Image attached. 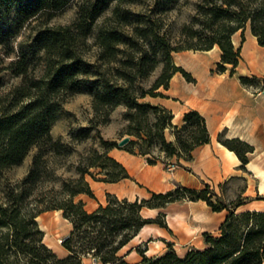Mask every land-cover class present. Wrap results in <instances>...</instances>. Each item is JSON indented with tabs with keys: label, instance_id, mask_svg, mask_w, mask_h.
Masks as SVG:
<instances>
[{
	"label": "trees",
	"instance_id": "1",
	"mask_svg": "<svg viewBox=\"0 0 264 264\" xmlns=\"http://www.w3.org/2000/svg\"><path fill=\"white\" fill-rule=\"evenodd\" d=\"M73 1L0 0V47L7 48V53L15 51L14 42L27 25L45 20L44 25L34 27L27 40L18 43L16 59L7 66L25 79L0 114V181L5 171L22 164L32 149L37 152L27 174L15 183L8 182L1 192L0 264H83L86 257L102 264H264V210L237 212L247 198L214 201L218 195L209 186L199 191L177 184L142 200L108 193L106 202L93 210H88L82 199L77 200L81 194L95 198L88 176L106 183L132 179L128 169L110 154L115 148L141 155L149 165L173 158L182 165V159H193L197 147L211 142L207 120L198 110L186 112L179 126L173 123L171 109L146 99L166 97L162 89H169L176 73L189 76L177 66L173 52L210 51L218 46L221 60L216 71L224 73L230 65L233 75L242 61L241 50L233 42L236 32L249 25L264 47V0H199L178 40L165 30L164 19L154 7L150 14L125 7L142 0H83L72 25L46 23ZM171 2L155 0V6L167 8ZM113 4L111 15L100 24L99 19ZM92 36L98 47L94 60L82 53ZM33 62L43 64L41 76L29 77ZM157 70L156 78L146 85ZM256 80V76L240 77L244 86H253ZM84 92L92 96L90 123L71 131L67 138H54L52 128L66 99ZM119 106L126 108L125 134L131 138L122 147L100 132V126L111 121L112 111ZM167 129L174 133V141L167 139ZM221 142L243 165L249 162L248 154L254 148L248 142L240 138ZM61 167H65L63 173ZM185 200H203L214 212L227 211L219 234L204 232V248L191 246L180 255L174 243L165 240L168 250L149 256V240L145 248H136L140 261L129 262L120 255L146 225L169 229L160 221L165 212L146 218V207L164 209ZM50 210L60 211L72 226L62 242L68 251L63 258L45 243L37 222L41 213Z\"/></svg>",
	"mask_w": 264,
	"mask_h": 264
},
{
	"label": "rangeland",
	"instance_id": "2",
	"mask_svg": "<svg viewBox=\"0 0 264 264\" xmlns=\"http://www.w3.org/2000/svg\"><path fill=\"white\" fill-rule=\"evenodd\" d=\"M198 2L199 0H173V2H171L167 8L162 7L160 9H157V7L155 6V0H142L138 4H128L125 5V7L131 9L135 13L141 12L148 14H150V8L154 7L164 19L165 30L171 35L172 38H174V40H178L182 27L186 23H188L191 20L192 16L195 14L196 4ZM82 3L83 0H74L64 11L58 13L46 23L50 26L55 27L72 25L77 20L78 11ZM114 6L115 4H113L99 19L100 24L108 16L111 15ZM44 23L45 20L42 18L27 25L20 34V36L15 40V51L13 53H7V48L0 47V114L7 107H9L10 102L12 101V92L15 88L22 85L25 79L24 76L14 75L12 71L7 67L11 60L16 59L18 52V43L23 40H27L29 35L33 34L34 27L44 25ZM88 42L89 46L83 48L82 53L87 59L94 60L98 52V47L93 43V36L88 39ZM233 42L236 48L241 50L242 61L233 75H231L230 65H228V69L224 73L228 74L231 77L237 78L239 81L241 76H256L257 80L253 83V86H244L241 81L240 83L243 87L250 89L255 93L264 92V67L261 68L257 66L264 65V47L258 44L257 38L252 34L249 25L246 27L245 30H239L233 35ZM254 51H257V54L261 57V61L257 60L255 57L252 56V53ZM198 56L201 57L202 60L210 62L211 65L208 70V73L210 75L223 74L218 73L216 71L217 64L221 60V51L219 50V48L212 49L210 51L185 49L178 52H173V58L177 66L182 67L189 74L188 77L184 76V74L181 72H178L175 75L181 78L184 83H188V85L191 87H195L200 82L201 68H198L197 66H199L201 62L196 66H192L190 64L191 60L189 59L191 57ZM158 73L159 70H157L152 75V77L146 81V85H149L150 82H152L156 78ZM42 74L43 64L33 62V67L29 73V77L41 76ZM171 83L172 79L170 82V87ZM168 90L162 89V92L165 94L166 98L176 99L175 97H172V93ZM160 98L165 97H157V99ZM146 100L151 101L153 100V98L148 97ZM185 103L186 101H182V104ZM125 110L126 108L124 106H119L115 108L111 113V121L107 124H102L100 126V132L103 138H105L106 140H116L119 143L125 136H127L125 133L128 122L123 118V113L125 112ZM93 116L94 110L92 107V96L89 92L70 96L66 99L62 113L52 128V135L54 138H67L68 134L71 131L87 126ZM183 121L184 116L182 118L181 123H179V126L183 124ZM228 136L229 135L226 130L221 131L214 139L215 144L223 145L221 140H225L226 138H240ZM166 137L167 139L173 138V140L171 141H174L175 139V135L170 129L166 130ZM223 146L226 147L225 145ZM239 147L240 149L243 148V146L241 145ZM80 148H82V146ZM116 149L119 148H115V150ZM194 151L193 159L191 161H186L183 159L181 160V162H184L187 165H184L183 163H181L182 165H178L177 158L165 161V164L168 168L174 169L175 167L179 166L184 168L192 176H195L194 178L196 180V186H184L195 188L199 191L209 186L210 189L218 195V197H213L214 201L221 200L223 202L230 203L232 201H237L239 197H242L244 199L247 198L246 203L241 206L237 210V212H242L244 210L251 209L254 207L258 208V210H264V199H258L264 198V194L262 195L258 193L254 194L251 197H244L243 195L246 186L248 185V179L250 178L251 181L252 179H254L253 172H251L247 166L249 162L243 165L242 161L239 159L241 162V165L239 167V175L218 182L217 178H212L209 176L201 177L196 174L193 163ZM36 152L37 148L32 149L28 156L25 158V160L22 162V164L13 166L5 171L4 176L0 181V196L3 188L8 182L15 183L21 180L27 174L31 166L33 156ZM111 155H114V153ZM248 158H250V153L248 154ZM253 159H255L256 161L260 160L259 157H253ZM71 160L75 161L76 158H72ZM69 164V162L66 163V166ZM65 167H61L59 172L63 173L65 171ZM69 174L71 173H66V176H68ZM88 180L95 194V198H92L86 194H81L77 197V200L82 199L85 202L86 208L88 210H93L97 208L100 203H105L108 193L119 195L121 198L128 197L130 200H136L134 199L135 195L138 197L137 199L140 200L144 198H150V194H148L147 191L143 189L141 185L136 184L134 181H125V183H121L117 187H112L108 183L96 181L90 176H88ZM252 183L256 184L257 182L256 180H254L252 181ZM124 184H127V186H124ZM138 193L140 194L139 196ZM254 200L256 201L253 202ZM194 202L198 201L185 200L175 202L169 204L164 209H160L159 211H157V209H151L146 207L143 211L145 217L155 218L159 214V212H165L166 216L160 218V221L166 222L168 228L171 231H169V229L167 228L160 227L159 224H148L127 246H125L121 250L120 255L126 256V259L129 262L140 261L142 257L139 255V253H137L136 248H145L147 244L146 242L149 240L150 242L147 244V254L149 256L160 255L166 252L168 250V245L165 240L174 243V245L177 247V252L180 255H184L191 246L204 248V232H202V230L211 229L214 230L212 233L216 235L219 234L221 220L218 219L217 216L220 217V215L216 214L210 208L209 215H204V218H198L193 213V208L196 207L198 204ZM223 212L225 219L227 211ZM167 213H171V215L169 214L168 217ZM169 218L170 225L168 223ZM224 219L222 220V222L224 221ZM37 222L39 224V227L44 231L45 243L59 257L63 258L67 256L68 251L63 247L62 242L65 237L69 234L72 228L71 223L67 219L63 218L62 213L58 210H50L41 213L37 217ZM83 264L102 263L95 261L91 257H86L83 260Z\"/></svg>",
	"mask_w": 264,
	"mask_h": 264
},
{
	"label": "crops",
	"instance_id": "3",
	"mask_svg": "<svg viewBox=\"0 0 264 264\" xmlns=\"http://www.w3.org/2000/svg\"><path fill=\"white\" fill-rule=\"evenodd\" d=\"M210 65V62L202 60L201 64L197 66L201 68V74L200 82L195 87L189 86L188 83H184L181 78L174 75L168 91L176 99L166 97L153 98L151 102L162 104L171 109L174 114V124L176 125L181 123L184 113L188 110H198L204 115L210 131L211 142L197 147L194 151L193 160L196 174L201 177L217 178L219 182L239 175L241 162L236 153L221 144L216 145L214 142V139L221 131L226 130L228 137H240L252 145L254 151L250 153V161L247 166L254 174L252 181L256 180L257 183L253 184L249 178L243 195L244 197H251L258 193L263 195L264 92L255 93L243 87L237 78L231 77L226 73L210 75L208 73ZM257 66L264 67V65ZM182 101H186V103L182 104ZM168 140L171 141L173 138ZM113 153L114 155L112 156L128 169L132 179L108 183L112 187H117L119 184L125 183V181H134L136 184L141 185L148 194H151L152 192L170 191L177 184L196 186L195 176H192L182 167L177 166L171 169L166 166L165 162L161 161L157 164L149 165L143 156L131 154L124 150L113 149L110 154ZM253 157H259L260 160L256 161ZM182 163L187 165L184 162ZM124 186H127V184H124ZM137 198L135 195L134 199ZM194 203H198L193 208V213L196 217L204 218V215L210 214V207L205 201L200 200ZM251 209L258 210L255 207ZM159 210L157 209V211ZM215 213L220 215L217 218L222 223L224 212ZM169 214L171 215V213H167L168 217ZM168 223L170 225V218ZM213 231L211 229L202 230V232ZM174 247L177 250L175 245Z\"/></svg>",
	"mask_w": 264,
	"mask_h": 264
},
{
	"label": "bare ground",
	"instance_id": "4",
	"mask_svg": "<svg viewBox=\"0 0 264 264\" xmlns=\"http://www.w3.org/2000/svg\"><path fill=\"white\" fill-rule=\"evenodd\" d=\"M213 49H218V46H216L215 48H213ZM252 56L253 57H255L257 60H260L261 61V57L257 54V51H254L253 53H252ZM189 60H191L190 61V64L192 65V66H196V65H198L200 62H201V60H202V58L201 57H191Z\"/></svg>",
	"mask_w": 264,
	"mask_h": 264
},
{
	"label": "water",
	"instance_id": "5",
	"mask_svg": "<svg viewBox=\"0 0 264 264\" xmlns=\"http://www.w3.org/2000/svg\"><path fill=\"white\" fill-rule=\"evenodd\" d=\"M130 136H125L120 142H119V146L122 147L124 145H126L129 141H130ZM148 218V217H146Z\"/></svg>",
	"mask_w": 264,
	"mask_h": 264
},
{
	"label": "built area",
	"instance_id": "6",
	"mask_svg": "<svg viewBox=\"0 0 264 264\" xmlns=\"http://www.w3.org/2000/svg\"><path fill=\"white\" fill-rule=\"evenodd\" d=\"M171 169H173V168H171Z\"/></svg>",
	"mask_w": 264,
	"mask_h": 264
}]
</instances>
